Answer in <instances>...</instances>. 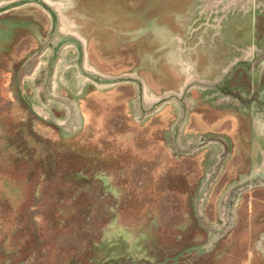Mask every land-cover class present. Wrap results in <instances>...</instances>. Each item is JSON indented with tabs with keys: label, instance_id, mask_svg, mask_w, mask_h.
Masks as SVG:
<instances>
[{
	"label": "rangeland",
	"instance_id": "obj_1",
	"mask_svg": "<svg viewBox=\"0 0 264 264\" xmlns=\"http://www.w3.org/2000/svg\"><path fill=\"white\" fill-rule=\"evenodd\" d=\"M41 1L0 9V264H204L211 141L181 149L261 128L264 0Z\"/></svg>",
	"mask_w": 264,
	"mask_h": 264
},
{
	"label": "crops",
	"instance_id": "obj_2",
	"mask_svg": "<svg viewBox=\"0 0 264 264\" xmlns=\"http://www.w3.org/2000/svg\"><path fill=\"white\" fill-rule=\"evenodd\" d=\"M261 120V128L247 143L246 151L241 148L239 153L245 155H240L238 161L228 158L225 138L228 154L209 181L205 208H208L207 224L213 228L206 231V248L213 250L204 264H264L260 248L264 231V116ZM220 150L219 145L211 142L210 166L214 167ZM204 198L201 196L198 202L201 214Z\"/></svg>",
	"mask_w": 264,
	"mask_h": 264
},
{
	"label": "flooded vegetation",
	"instance_id": "obj_3",
	"mask_svg": "<svg viewBox=\"0 0 264 264\" xmlns=\"http://www.w3.org/2000/svg\"><path fill=\"white\" fill-rule=\"evenodd\" d=\"M70 37H73L74 39H76V37H74L72 35H67V36H65V38H63V40H65V39L72 40V39H70ZM63 40L56 39L51 44H49L46 41V45H50L51 54L48 56V61H47L46 65L41 67V64H40V66L38 67L39 69H41V73H43V75L39 74V76H37L38 78L40 77L41 85L44 88L47 86L48 80L51 78V72L54 70V65H55L54 59H55L56 55H58V52H59L60 46L62 45L61 43H63ZM76 41L78 42V44L80 46V50H81L80 59L78 60V55H79L78 54V49H77L76 43L73 41L75 43V46H76L75 47V51H76L75 57L77 56L76 57V64H77V67L80 69L81 73L83 75H85L82 72V70L83 71H92V70H89V69H86V68L83 67V65H82V55H83V53H82L81 43L77 39H76ZM34 64H35V60L33 58V55L28 56L27 58L24 59V61L22 63V65H24L23 70L27 71V70H29V68L31 66H32L31 70H34V67H35ZM93 73H96V72H93ZM96 74H98V73H96ZM53 96H56V95H53ZM207 141H211V142L216 143L217 145H219L221 150H220V153H217V155H216L217 159L215 160L216 162L214 164V167L210 166L211 167L210 171L206 172V176H205V178H204V180L202 182V186H201V188L199 190V193L197 195V201L195 202V209H198V202L200 200V197L204 195V193L206 192V190L209 187V181L211 180L212 176H214L216 174L218 164L220 163V161L227 154V144H226L225 137H221V136L212 134V135H209L207 137L200 136L196 140L190 141L189 143L184 145V147L181 149V150H183V149L184 150H190V149H195V148L197 149V148H200L201 146H203L204 144H206ZM208 227H210L211 229L213 228L212 226L207 224L206 231H207ZM261 246H262V247H260L261 248V252L263 253V256H264V231H263V235H262Z\"/></svg>",
	"mask_w": 264,
	"mask_h": 264
},
{
	"label": "water",
	"instance_id": "obj_4",
	"mask_svg": "<svg viewBox=\"0 0 264 264\" xmlns=\"http://www.w3.org/2000/svg\"><path fill=\"white\" fill-rule=\"evenodd\" d=\"M21 1H24V0H11V1H8V2L7 1L3 2V3L0 4V9L12 6V5H14L16 3H19ZM39 2L42 4V6H44L46 9H48V11H49V13H50V15H51V17L53 19L52 21H54L55 20L54 11L51 8L47 7L45 4H43L41 0H39ZM70 39H72L76 43V46H77V49H78V54H79L78 55V60H79L80 59V55H81L80 46H79L78 42L76 41V39H74L73 37H70ZM82 72L85 75L93 78V80H98V81H110L111 82V81L122 79L121 76L120 77H112V78H110V76H102V75L93 73V71H83L82 70Z\"/></svg>",
	"mask_w": 264,
	"mask_h": 264
}]
</instances>
